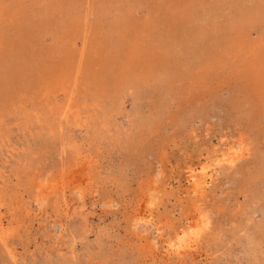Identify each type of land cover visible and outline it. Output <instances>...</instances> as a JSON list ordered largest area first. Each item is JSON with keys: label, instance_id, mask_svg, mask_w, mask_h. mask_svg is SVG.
<instances>
[{"label": "rangeland", "instance_id": "374dc122", "mask_svg": "<svg viewBox=\"0 0 264 264\" xmlns=\"http://www.w3.org/2000/svg\"><path fill=\"white\" fill-rule=\"evenodd\" d=\"M263 39L264 0H0V264H264V94L240 72ZM237 141L190 197L186 166ZM153 178L162 229L133 228ZM193 205L210 227L173 256Z\"/></svg>", "mask_w": 264, "mask_h": 264}, {"label": "bare ground", "instance_id": "6f19581e", "mask_svg": "<svg viewBox=\"0 0 264 264\" xmlns=\"http://www.w3.org/2000/svg\"><path fill=\"white\" fill-rule=\"evenodd\" d=\"M263 40L259 42L251 43L249 45L248 43H246L248 45V52L247 54H244L242 56L243 62L246 63V67L240 69V72L243 77L249 79L250 81H252V83L254 82L256 83V85L259 84L258 87L260 88L261 93L264 94V41ZM231 60L233 59L231 58ZM233 63L235 64V62ZM240 63H237V65ZM63 112H64L63 115L67 116L66 115L68 112L67 106L66 108H64ZM242 146H243L242 143L240 141H237L234 144H230L225 149V151L221 153L219 157H216L211 160L210 159L206 161L204 160L203 162H198L194 166L193 165L186 166V170H185V180L187 183L186 192L189 193V196L194 198L195 196L201 195L205 191L207 185V179L208 178L211 179V177L215 175L214 173L216 172L214 171L216 167L220 168L222 166H228V165L233 166V163L235 164V161L238 159L239 155L241 154ZM84 161L80 160L79 162L88 163L87 160ZM160 174L158 173V175ZM153 176L155 175L153 174ZM156 179L157 178H153L152 180H149L140 188L141 198L139 202L135 205V208L129 213V220L133 228L136 227L137 225L148 226V224H152L156 227V229L158 230L162 229V227L158 225L157 219L155 218L154 215V208L155 205H157L156 203L159 198V194H158L159 192L155 184ZM73 193L75 194L76 198L82 197L80 194L81 191L79 186L75 188ZM65 202H67V200H65ZM208 211L209 210L199 205H193L192 211L186 215L183 222L162 239L163 242L162 246L165 249V251L173 256H180L185 253L192 252V249L196 246L198 242L197 240L200 237V235L203 234L205 230L208 229V227H210L209 225L211 222V217ZM3 228H4L3 222L0 220V232H2ZM162 232L158 234L162 236ZM153 247L155 248V246Z\"/></svg>", "mask_w": 264, "mask_h": 264}]
</instances>
